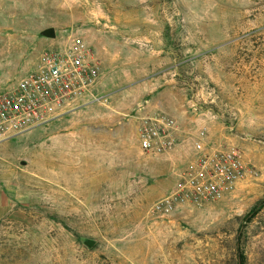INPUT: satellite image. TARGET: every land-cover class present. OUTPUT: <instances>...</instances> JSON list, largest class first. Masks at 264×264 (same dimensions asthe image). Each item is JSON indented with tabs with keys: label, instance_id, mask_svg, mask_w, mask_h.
Segmentation results:
<instances>
[{
	"label": "rangeland",
	"instance_id": "374dc122",
	"mask_svg": "<svg viewBox=\"0 0 264 264\" xmlns=\"http://www.w3.org/2000/svg\"><path fill=\"white\" fill-rule=\"evenodd\" d=\"M71 35L100 57L97 99L0 141V264H264V0H0V87ZM142 106L180 122L176 149H140ZM202 129L256 174L156 213Z\"/></svg>",
	"mask_w": 264,
	"mask_h": 264
},
{
	"label": "built area",
	"instance_id": "2783aa9c",
	"mask_svg": "<svg viewBox=\"0 0 264 264\" xmlns=\"http://www.w3.org/2000/svg\"><path fill=\"white\" fill-rule=\"evenodd\" d=\"M101 77L97 51L80 36L45 51L20 80L0 87V141L11 139L94 102ZM138 142L145 153L176 149L187 136L180 122L164 111L138 107ZM190 136V133H189ZM205 129L194 139L196 158L181 172L154 211L169 216L186 204L202 205L236 191L256 174L237 150L207 149Z\"/></svg>",
	"mask_w": 264,
	"mask_h": 264
},
{
	"label": "trees",
	"instance_id": "16d2710c",
	"mask_svg": "<svg viewBox=\"0 0 264 264\" xmlns=\"http://www.w3.org/2000/svg\"><path fill=\"white\" fill-rule=\"evenodd\" d=\"M261 205L263 206L264 203H262ZM259 209H260V207H255L252 210V212L250 214H248L247 220H251L253 217H255ZM244 260H245V256L243 254H240V258H239L237 264H244Z\"/></svg>",
	"mask_w": 264,
	"mask_h": 264
},
{
	"label": "water",
	"instance_id": "95a60500",
	"mask_svg": "<svg viewBox=\"0 0 264 264\" xmlns=\"http://www.w3.org/2000/svg\"><path fill=\"white\" fill-rule=\"evenodd\" d=\"M43 36L49 37V38H55L57 36L56 29L55 28H48L45 29L42 32ZM89 245H92V242H89Z\"/></svg>",
	"mask_w": 264,
	"mask_h": 264
},
{
	"label": "crops",
	"instance_id": "0c3cea01",
	"mask_svg": "<svg viewBox=\"0 0 264 264\" xmlns=\"http://www.w3.org/2000/svg\"><path fill=\"white\" fill-rule=\"evenodd\" d=\"M40 59V58H39ZM38 63V62H37ZM91 106H93V105H91ZM90 106V107H91ZM158 110H160V111H164V112H167L168 113V109L166 108V107H163V106H155V107H150V111L151 112H155V111H158ZM137 128H136V130H137V132H138V124H137V126H136Z\"/></svg>",
	"mask_w": 264,
	"mask_h": 264
}]
</instances>
